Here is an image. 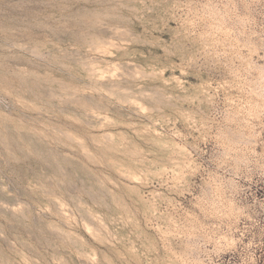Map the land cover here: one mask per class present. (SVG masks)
I'll list each match as a JSON object with an SVG mask.
<instances>
[{"label":"rangeland","instance_id":"rangeland-1","mask_svg":"<svg viewBox=\"0 0 264 264\" xmlns=\"http://www.w3.org/2000/svg\"><path fill=\"white\" fill-rule=\"evenodd\" d=\"M0 264H264V0H0Z\"/></svg>","mask_w":264,"mask_h":264}]
</instances>
